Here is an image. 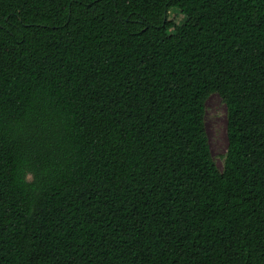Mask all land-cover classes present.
Returning <instances> with one entry per match:
<instances>
[{"label":"trees","instance_id":"16d2710c","mask_svg":"<svg viewBox=\"0 0 264 264\" xmlns=\"http://www.w3.org/2000/svg\"><path fill=\"white\" fill-rule=\"evenodd\" d=\"M0 264H264V0H0Z\"/></svg>","mask_w":264,"mask_h":264},{"label":"rangeland","instance_id":"374dc122","mask_svg":"<svg viewBox=\"0 0 264 264\" xmlns=\"http://www.w3.org/2000/svg\"><path fill=\"white\" fill-rule=\"evenodd\" d=\"M168 19L179 24L183 21V14L172 8L168 12ZM204 121L212 156L216 165L221 168L227 147L226 105L216 93L211 94L205 102Z\"/></svg>","mask_w":264,"mask_h":264}]
</instances>
